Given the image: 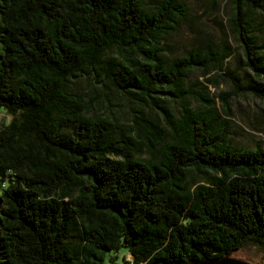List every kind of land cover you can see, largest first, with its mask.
Masks as SVG:
<instances>
[{"label": "trees", "instance_id": "trees-1", "mask_svg": "<svg viewBox=\"0 0 264 264\" xmlns=\"http://www.w3.org/2000/svg\"><path fill=\"white\" fill-rule=\"evenodd\" d=\"M230 3L248 79L224 72L212 93L233 51L225 33L167 49L183 0H0V264L264 251V149L229 137L233 102L264 105V0Z\"/></svg>", "mask_w": 264, "mask_h": 264}, {"label": "rangeland", "instance_id": "rangeland-1", "mask_svg": "<svg viewBox=\"0 0 264 264\" xmlns=\"http://www.w3.org/2000/svg\"><path fill=\"white\" fill-rule=\"evenodd\" d=\"M183 2L190 11L191 19L164 40L167 49L176 54L185 48L189 49L194 44L192 38L195 34H202L201 36L205 39L209 37L210 39L219 41L223 33H225L227 34V41L232 48L233 55L227 59V63L223 64L222 68L216 69L215 73L220 76L217 79L219 87L214 89L211 86L210 90L212 93H217L229 89L228 84L221 77L224 72L229 71L238 78L243 77L248 79L240 56V48L233 35L227 29V22L231 17L230 0H183ZM199 78L200 74L197 71H192L189 74L190 81ZM98 94L99 98L104 101V108L110 109L109 113L118 117L121 121H123L122 117L125 118L127 114H130V108L127 107L128 104L122 100H118L109 90H106L103 94ZM108 102L111 103L109 107L107 105ZM176 107L180 109L179 104H176ZM233 112L234 118H232V122L234 124L232 132L229 134L231 143L238 148L248 150L264 149V105L252 98L238 99L236 103L233 102ZM176 115L179 116V114ZM9 119L8 116L0 113V122L8 121ZM250 125L261 128L262 132L252 130ZM190 179L191 181H198V178L193 175H191ZM128 256L127 254L124 257L125 260L131 261ZM231 256L252 264H264V251L252 244L246 245L241 250L232 253ZM108 257L103 264H111L108 261ZM120 262V259H117L115 263L120 264Z\"/></svg>", "mask_w": 264, "mask_h": 264}, {"label": "water", "instance_id": "water-1", "mask_svg": "<svg viewBox=\"0 0 264 264\" xmlns=\"http://www.w3.org/2000/svg\"><path fill=\"white\" fill-rule=\"evenodd\" d=\"M187 264H252V263L234 258L231 255H227L218 259H202L199 261L189 262Z\"/></svg>", "mask_w": 264, "mask_h": 264}]
</instances>
